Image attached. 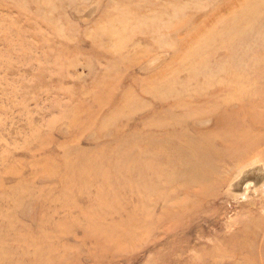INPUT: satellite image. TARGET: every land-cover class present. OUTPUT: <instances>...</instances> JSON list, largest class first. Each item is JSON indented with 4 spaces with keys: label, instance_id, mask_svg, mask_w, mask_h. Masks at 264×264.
I'll list each match as a JSON object with an SVG mask.
<instances>
[{
    "label": "rangeland",
    "instance_id": "rangeland-1",
    "mask_svg": "<svg viewBox=\"0 0 264 264\" xmlns=\"http://www.w3.org/2000/svg\"><path fill=\"white\" fill-rule=\"evenodd\" d=\"M241 8L245 22L223 24ZM232 27L242 31L232 35ZM210 31L194 55L193 37ZM263 54L264 0H0L4 257L10 264H264V140L245 162L218 165L192 208L159 197L164 179L140 180L145 170L136 169L130 145L136 125L154 114L174 127L185 123L170 132L167 150L151 145L160 158L141 160L156 176L167 172L172 166L161 157L174 154L185 130L191 152L200 131L213 129L202 104L232 99L235 90L258 97ZM233 74L252 80L235 83ZM240 104L217 105L233 121L228 130L239 126ZM167 208L164 227L146 231L149 214Z\"/></svg>",
    "mask_w": 264,
    "mask_h": 264
},
{
    "label": "bare ground",
    "instance_id": "bare-ground-1",
    "mask_svg": "<svg viewBox=\"0 0 264 264\" xmlns=\"http://www.w3.org/2000/svg\"><path fill=\"white\" fill-rule=\"evenodd\" d=\"M246 15L247 13L245 12L244 8H241L230 19L228 18L227 20L223 21V24L226 25L227 23H231L233 26H236V24L243 21L244 18H245L244 19L245 22ZM220 22L221 20H215L213 26L219 24ZM241 31H242L241 27L240 28L232 27L229 30V33H231L232 35H237ZM210 33L212 34V32L210 31L203 35L202 32V34L197 35V37H193L192 44L194 41V46L192 47V53L194 55H198L199 53L201 54L203 52L201 50L202 46L205 48L203 40L209 39ZM263 58H264V54H263ZM230 79L235 83L237 82V79L240 80L243 79L245 81L252 80L246 75L239 76L236 74L235 75L233 74L232 78ZM255 85L259 86V87H255L256 90H258V92L260 93L257 95L258 97L251 96L250 92L235 90L233 92L234 94L232 99L231 98L225 100L217 99L202 104V106H200L199 113H201L202 115L213 116L212 118L214 120L213 129L207 132L200 131L201 133H199L198 135H202V137L200 139L195 140V143H198L200 148L199 149L195 148V150H192L191 152L185 151V149L189 147V145L194 144L192 138L186 133L187 131L185 130L182 134L183 136H181L182 138L181 144L176 147L174 146L171 147V150L174 152V154L170 152L169 157H161L164 161H166L167 165L171 164L170 166H172L169 167L167 172L161 171L162 175L156 176V172L154 170L152 171L151 167H149L151 165L144 166L145 164L141 160L149 159V161H151V159L154 156L160 158V156L156 152L155 154H153L150 151V149H152L151 145H155L157 146L158 149L161 150H167L169 146L168 141L171 138H175L172 136L173 134L170 132L176 130L177 126H180V129H184L185 123L174 127L168 122V119L167 120L164 119V123H163L160 120H158L159 116L154 114L151 116V118H147L146 122L143 121L141 122V124H137L135 127V132L130 138L131 141L130 145H133V149H134L133 151L134 152L136 151L138 153L137 154L138 157L135 160L136 162H134V164H136V169H138L139 171L145 170V173L140 172L138 174V176H144L142 178L139 177L140 180L141 179L150 180L155 177H157L156 179H158V177L164 179V180H160V179L157 180L158 182L165 181L166 184L163 187V195L159 196L163 199V201L167 200L168 202L171 199H175L176 207L179 206L183 208H192V206L195 207V203L200 202L201 198L205 196V193H207L208 190H210L209 189L210 183L218 178V173L220 170L217 168L218 165L235 163L237 161L245 162V159L248 157L247 154L250 153V151L253 150L254 148V143L260 139L264 140V138H259V135L254 133V130L256 129H259V133L264 131V74L260 79L256 80ZM245 91L247 90L245 89ZM169 92L170 91H168V93ZM232 101H239L241 103L236 118L237 122L239 123V126L235 131L227 129L230 128L229 126L233 122L228 119V115L225 116V113L228 112H225L224 110L220 111L217 109L218 104H226ZM175 104H176L175 106L169 108L170 112L180 107L178 102ZM174 116L175 115H171L169 118H172ZM127 117H129V115ZM221 123L224 126L228 125L225 128L227 130H225L223 133L213 134L216 131V128H219V125ZM156 127L157 128L160 127L161 129L159 131H156L157 130ZM163 127H166V129H163ZM137 129H142V131L146 132L145 136L147 137L148 141L151 143L148 145V148H144L145 142L140 139V136L142 134H140ZM164 130L167 131V133L165 135H162V132H164ZM125 134H126L125 130L122 129H119L117 132V136L123 140L125 139ZM117 144L119 145L120 148L123 145L119 143ZM129 173H130L129 171H126L125 174H129ZM167 175H169V177H166ZM166 178H168L169 180H166ZM158 186L159 184L154 183V186H152L150 192L152 195L154 192L157 191ZM137 189L139 190L140 187H138ZM179 190L186 191L188 195L178 199L177 192ZM154 199L155 197H153L152 201L149 204L157 205L159 199H155V200ZM170 214L171 213L169 208H167L165 212L163 210L159 217L149 214V218L146 220L148 221L147 222L148 224H144L145 230L152 232L159 227L160 228L164 227L163 225L169 220ZM142 222L144 221L138 220L136 223L139 226H143ZM39 263H42V261L35 259L31 261L29 264H39ZM0 264H10L7 258L4 257V255L2 254L1 250H0Z\"/></svg>",
    "mask_w": 264,
    "mask_h": 264
}]
</instances>
